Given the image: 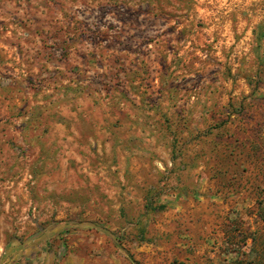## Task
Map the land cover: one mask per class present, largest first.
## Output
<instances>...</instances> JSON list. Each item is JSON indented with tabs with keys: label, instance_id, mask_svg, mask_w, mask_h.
<instances>
[{
	"label": "rangeland",
	"instance_id": "obj_1",
	"mask_svg": "<svg viewBox=\"0 0 264 264\" xmlns=\"http://www.w3.org/2000/svg\"><path fill=\"white\" fill-rule=\"evenodd\" d=\"M0 264H264V0H0Z\"/></svg>",
	"mask_w": 264,
	"mask_h": 264
},
{
	"label": "trees",
	"instance_id": "obj_2",
	"mask_svg": "<svg viewBox=\"0 0 264 264\" xmlns=\"http://www.w3.org/2000/svg\"><path fill=\"white\" fill-rule=\"evenodd\" d=\"M152 202L149 200L148 203H146V208L151 209L152 211L156 210V207L151 204ZM96 228H99L98 226H95Z\"/></svg>",
	"mask_w": 264,
	"mask_h": 264
}]
</instances>
